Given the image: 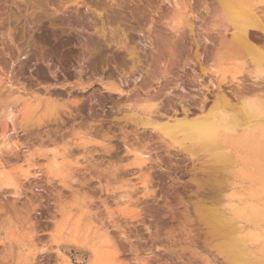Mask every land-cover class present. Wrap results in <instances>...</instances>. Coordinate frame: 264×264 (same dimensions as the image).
<instances>
[{"label":"rangeland","instance_id":"rangeland-1","mask_svg":"<svg viewBox=\"0 0 264 264\" xmlns=\"http://www.w3.org/2000/svg\"><path fill=\"white\" fill-rule=\"evenodd\" d=\"M228 27L218 0H0V264H230L194 204L264 205V128L223 132L241 143L221 165L153 129L200 113L204 87L264 117V70Z\"/></svg>","mask_w":264,"mask_h":264},{"label":"bare ground","instance_id":"bare-ground-1","mask_svg":"<svg viewBox=\"0 0 264 264\" xmlns=\"http://www.w3.org/2000/svg\"><path fill=\"white\" fill-rule=\"evenodd\" d=\"M218 2L228 22V32L231 34L229 42H227L228 38L226 37V42L223 41V44H226L230 49L225 48L232 50V54L233 51L238 53V56L241 51L246 52L251 57L254 65L259 70H264V49L255 44L251 34L253 31L264 34V19L259 13L260 7H264V0H218ZM181 8L183 9V6ZM182 19L189 24L191 31H193L194 27L189 18L183 16ZM233 56L238 57L236 54H233ZM237 86L240 91L247 88V84L243 81H239ZM204 88L202 90L207 92L205 91V95L203 94L204 98L202 97L203 100L200 103L201 106H199L200 113L195 114L190 109L185 108L182 109V112L177 111L171 116L164 114L166 118L160 113L166 121L164 120L161 125L158 124L159 126L156 125L153 129L160 128L171 140L181 139L180 142L185 151L211 152L220 165L231 163V151L236 152L241 141H228L231 149L226 150L224 142H222L223 132H229L228 137L233 138L235 134L237 135L238 129L241 128L244 132L242 135L243 141H255L257 138L256 128H264V117L259 114L261 108L258 103H255L256 101L243 102L238 107V104L236 105L233 102L223 88L218 86L211 89ZM210 95L213 99L210 98ZM210 101H213V106L210 113L205 114L207 112H205V106ZM25 115L27 117V123H25L28 125L32 121L29 108L25 110ZM35 123L31 124L38 125V119ZM26 124L24 125L26 126ZM237 137L239 138V136ZM137 158L141 162L140 165H143L147 162L148 156L138 153ZM64 161V157L58 158V156H55L53 158L54 168H60ZM0 184L10 186L13 182L10 179H5ZM211 204L198 200L194 206L200 222L207 229V235L217 242L215 244L217 250L225 256L230 264H257L259 262L264 264V232L262 228H259L261 223H264V205L250 204L241 207L235 205L232 200L224 202L223 205ZM224 205H230L231 210L229 211ZM243 220L252 224L254 228L252 232L245 233L246 228L243 226ZM252 244L260 245L261 250L259 253L252 252ZM67 259L70 261L69 258Z\"/></svg>","mask_w":264,"mask_h":264}]
</instances>
